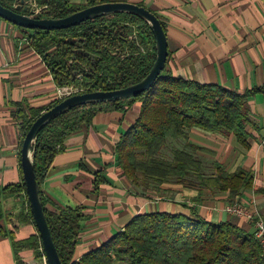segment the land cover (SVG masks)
<instances>
[{"label":"trees","instance_id":"16d2710c","mask_svg":"<svg viewBox=\"0 0 264 264\" xmlns=\"http://www.w3.org/2000/svg\"><path fill=\"white\" fill-rule=\"evenodd\" d=\"M33 1L43 7L36 17L62 18L90 5L117 0H89L83 5L73 0ZM17 2L0 0L8 8H14ZM23 29L29 46L43 57L51 70L55 84L79 86L83 89L81 93L113 90L137 83L148 75L156 60L153 32L142 17L133 13L104 15L60 30ZM71 39H78L81 46ZM78 48L96 57L86 55ZM259 92L264 93V85L240 93L222 85L176 77L164 68L154 84L135 97L74 106L47 122L37 135L33 157L44 212L62 263L264 264L263 248L254 232L230 221L214 222L168 212L134 216L107 242L75 259L82 223L88 214L84 207L48 210L41 189L68 136L80 131L84 125H90L106 108L117 110L125 103L139 101L138 117L116 144L118 164L136 188L145 193L160 190L161 184L175 181L213 192L229 191L232 197L241 196L247 189L258 193L263 189L255 184L251 170L241 168L229 173L223 164L214 161L216 173H210L209 166L196 154L204 148L189 142V131L199 127L228 137L233 134L248 148L247 127L253 123L248 99ZM61 100H56L53 105ZM42 112L31 110L28 113L21 105L17 106L15 117L20 120L23 140ZM174 141H184V144L179 147L173 145ZM167 147H170L169 154L165 153ZM21 172L20 183L0 189V219L3 216L2 195L23 193L30 219L35 223ZM94 176L95 190L108 182L102 171H96ZM261 213L264 217V211ZM14 246L16 250L34 248L39 256L43 247L40 235L23 241L14 240Z\"/></svg>","mask_w":264,"mask_h":264},{"label":"crops","instance_id":"0c3cea01","mask_svg":"<svg viewBox=\"0 0 264 264\" xmlns=\"http://www.w3.org/2000/svg\"><path fill=\"white\" fill-rule=\"evenodd\" d=\"M89 0H73L87 4ZM145 6L165 25L168 58L165 69L176 77L218 84L244 93L264 85V0H117ZM18 3V2H17ZM27 3V1H26ZM26 31L0 17V189L22 181L23 133L15 117L18 105L28 113L48 109L58 100L53 74L43 57L26 40ZM253 123L247 127L249 147L237 138L193 127L189 142L204 148L196 154L216 173L214 161L232 173L251 170L255 184L263 190L213 192L175 181L160 190L142 192L119 166L116 144L134 124L141 103L106 108L90 125L64 141L42 184L48 210L84 207L88 218L82 223L75 259L100 247L121 231L136 215L147 212L184 213L193 218L230 221L253 232L242 216L230 215L226 206L236 198L253 199L264 211V93L248 99ZM182 147V142H172ZM104 172L108 182L95 190L94 173ZM0 219V264H44L34 248L15 249L14 240L40 235L30 219L25 195L3 194ZM42 241V240H41ZM114 264H128L116 261Z\"/></svg>","mask_w":264,"mask_h":264},{"label":"water","instance_id":"95a60500","mask_svg":"<svg viewBox=\"0 0 264 264\" xmlns=\"http://www.w3.org/2000/svg\"><path fill=\"white\" fill-rule=\"evenodd\" d=\"M34 9L26 3V0H18L14 8H8L0 3V17L26 29L60 30L77 26L87 20L95 19L113 13L128 12L142 17L150 26L156 41V60L146 77L141 81L126 87L113 90H96L68 96L59 103L48 108L37 117L22 143L21 166L24 183L31 206V212L39 231L44 252L49 264H63L56 248L49 224L43 208L39 184L36 178L33 150L37 135L42 127L59 114L74 106L89 103H107L135 97L148 90L166 66L168 58V40L165 28L160 18L145 6L127 1H106L87 6L66 17L50 18L36 17ZM80 47L78 39H71ZM78 51L96 57L95 54L86 52L83 48ZM75 77V75H74Z\"/></svg>","mask_w":264,"mask_h":264},{"label":"built area","instance_id":"2783aa9c","mask_svg":"<svg viewBox=\"0 0 264 264\" xmlns=\"http://www.w3.org/2000/svg\"><path fill=\"white\" fill-rule=\"evenodd\" d=\"M26 1L34 9L33 15L35 16L43 9V7L37 6V3L33 0ZM82 91L83 89L79 86L66 85L58 87L57 96L61 100ZM225 210L230 215L245 217L251 223L255 237L260 242L264 252V217L257 207L256 200L253 199L249 203H243L240 199L236 198L226 206ZM41 257L44 264H49L43 247L41 248Z\"/></svg>","mask_w":264,"mask_h":264},{"label":"rangeland","instance_id":"374dc122","mask_svg":"<svg viewBox=\"0 0 264 264\" xmlns=\"http://www.w3.org/2000/svg\"><path fill=\"white\" fill-rule=\"evenodd\" d=\"M29 1V0H28ZM38 6V5H37ZM165 153H170V147H167V149H165Z\"/></svg>","mask_w":264,"mask_h":264}]
</instances>
